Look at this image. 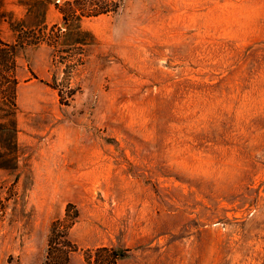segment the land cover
Returning a JSON list of instances; mask_svg holds the SVG:
<instances>
[{
  "label": "rangeland",
  "instance_id": "1",
  "mask_svg": "<svg viewBox=\"0 0 264 264\" xmlns=\"http://www.w3.org/2000/svg\"><path fill=\"white\" fill-rule=\"evenodd\" d=\"M68 1L55 46L0 68V264H44L56 226L67 264H264V0H109L65 29Z\"/></svg>",
  "mask_w": 264,
  "mask_h": 264
},
{
  "label": "trees",
  "instance_id": "2",
  "mask_svg": "<svg viewBox=\"0 0 264 264\" xmlns=\"http://www.w3.org/2000/svg\"><path fill=\"white\" fill-rule=\"evenodd\" d=\"M23 1L25 7L24 19H12L6 20L10 30L14 33L13 40L10 42L3 41L0 38V68H6V73H12L15 68V58L17 52L20 49L36 46L41 43H45L48 46H55L57 39L53 37L52 31L55 28L51 26L48 31L44 23V16L51 0H19ZM109 0H70L66 2L62 8H60L61 24L63 28H69L71 23L77 22L84 16H93L108 11L110 6ZM28 21V22H27ZM31 21V22H30ZM24 22L29 23L24 26ZM70 23V24H69ZM59 31V29H57ZM52 40V41H51ZM56 41V42H55ZM52 42V43H51ZM53 49V48H52ZM0 69V105L5 104L4 100L7 98L9 102V123L14 127V113H15V85L16 80L10 76V79L6 78ZM7 82V83H6ZM9 94V96L7 95ZM62 232L59 227H52L50 229L48 238V253L44 264H49L51 254H56L62 259L63 264H67L68 251L58 248L57 243L53 242L56 235ZM53 245V246H52Z\"/></svg>",
  "mask_w": 264,
  "mask_h": 264
}]
</instances>
